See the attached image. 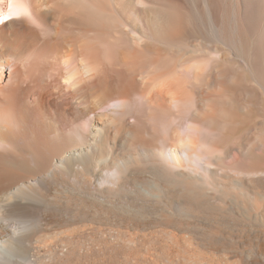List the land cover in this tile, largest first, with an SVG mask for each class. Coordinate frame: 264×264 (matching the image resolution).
<instances>
[{"label": "bare ground", "instance_id": "obj_1", "mask_svg": "<svg viewBox=\"0 0 264 264\" xmlns=\"http://www.w3.org/2000/svg\"><path fill=\"white\" fill-rule=\"evenodd\" d=\"M0 264H264V0H0Z\"/></svg>", "mask_w": 264, "mask_h": 264}]
</instances>
